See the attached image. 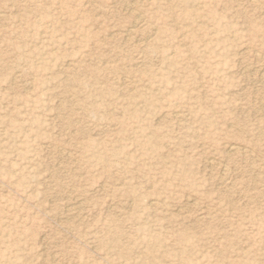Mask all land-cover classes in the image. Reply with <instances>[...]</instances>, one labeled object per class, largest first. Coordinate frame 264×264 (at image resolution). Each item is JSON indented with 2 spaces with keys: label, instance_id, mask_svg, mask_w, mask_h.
Here are the masks:
<instances>
[{
  "label": "rangeland",
  "instance_id": "rangeland-1",
  "mask_svg": "<svg viewBox=\"0 0 264 264\" xmlns=\"http://www.w3.org/2000/svg\"><path fill=\"white\" fill-rule=\"evenodd\" d=\"M262 113L264 0H0V264H264Z\"/></svg>",
  "mask_w": 264,
  "mask_h": 264
},
{
  "label": "bare ground",
  "instance_id": "bare-ground-1",
  "mask_svg": "<svg viewBox=\"0 0 264 264\" xmlns=\"http://www.w3.org/2000/svg\"><path fill=\"white\" fill-rule=\"evenodd\" d=\"M139 18V17H138ZM134 26V25H133ZM132 30V29H131ZM238 54V53H237ZM262 77V76H261ZM263 78V77H262ZM261 81V80H260ZM260 106V105H259ZM263 106V105H262ZM258 108H260V107H258ZM257 111H260V112H262L260 109H258ZM174 114V113H173ZM177 114V113H176ZM262 115H264L263 113H262ZM174 116V115H173ZM264 118V117H263ZM226 146V145H225ZM241 147V146H240ZM239 148V147H238ZM248 149V148H247ZM243 150V149H242ZM245 150V149H244ZM228 151L230 152V153H235L236 151H237V147H234V146H229L228 147ZM250 151V150H249ZM230 156V155H229ZM251 156V155H250ZM210 162H212V161H210ZM209 167V166H208ZM186 199V198H185ZM186 201V200H185ZM196 201V200H195ZM196 203V202H195ZM152 204V203H151ZM206 204V203H205ZM196 205V204H195ZM203 208V207H202ZM212 209V208H211ZM53 257V256H52ZM54 262V261H53Z\"/></svg>",
  "mask_w": 264,
  "mask_h": 264
}]
</instances>
